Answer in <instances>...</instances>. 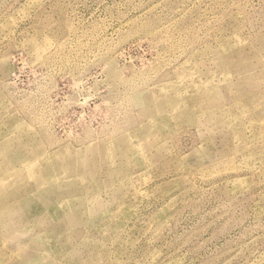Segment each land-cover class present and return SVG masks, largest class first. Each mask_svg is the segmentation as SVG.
Here are the masks:
<instances>
[{
  "label": "rangeland",
  "instance_id": "obj_1",
  "mask_svg": "<svg viewBox=\"0 0 264 264\" xmlns=\"http://www.w3.org/2000/svg\"><path fill=\"white\" fill-rule=\"evenodd\" d=\"M0 264H264V0H0Z\"/></svg>",
  "mask_w": 264,
  "mask_h": 264
}]
</instances>
